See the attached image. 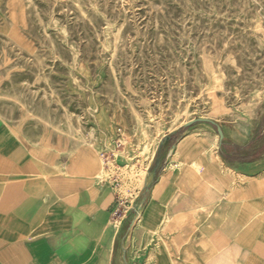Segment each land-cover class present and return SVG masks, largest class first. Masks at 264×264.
Segmentation results:
<instances>
[{
  "label": "rangeland",
  "instance_id": "374dc122",
  "mask_svg": "<svg viewBox=\"0 0 264 264\" xmlns=\"http://www.w3.org/2000/svg\"><path fill=\"white\" fill-rule=\"evenodd\" d=\"M0 114L76 134L127 219L163 136L264 120V0H0Z\"/></svg>",
  "mask_w": 264,
  "mask_h": 264
},
{
  "label": "crops",
  "instance_id": "0c3cea01",
  "mask_svg": "<svg viewBox=\"0 0 264 264\" xmlns=\"http://www.w3.org/2000/svg\"><path fill=\"white\" fill-rule=\"evenodd\" d=\"M247 124L163 136L116 220L90 148L64 167L68 142L58 154L0 114V264H264V120Z\"/></svg>",
  "mask_w": 264,
  "mask_h": 264
},
{
  "label": "bare ground",
  "instance_id": "6f19581e",
  "mask_svg": "<svg viewBox=\"0 0 264 264\" xmlns=\"http://www.w3.org/2000/svg\"><path fill=\"white\" fill-rule=\"evenodd\" d=\"M68 133H69V131H68ZM61 137H63V136H61ZM66 137H67V140H68V143H69V151H70L71 154H74L77 151V149L79 148V146L81 145V142H79L78 137L74 133L68 134ZM69 160H70V157L68 155H65L63 157V159L60 160V161H62V165L65 167ZM61 172L64 173L63 171H61ZM141 179L142 178L140 177V175H138V174L134 175V183L135 184L139 185L141 183Z\"/></svg>",
  "mask_w": 264,
  "mask_h": 264
},
{
  "label": "water",
  "instance_id": "95a60500",
  "mask_svg": "<svg viewBox=\"0 0 264 264\" xmlns=\"http://www.w3.org/2000/svg\"><path fill=\"white\" fill-rule=\"evenodd\" d=\"M196 123H205V124H210V125L216 127L217 134H218L219 138L222 139L223 134H222L221 129L216 125L215 122L208 120V119H196L194 121L187 123L186 125H184V127L190 128V127L194 126V124H196Z\"/></svg>",
  "mask_w": 264,
  "mask_h": 264
},
{
  "label": "trees",
  "instance_id": "16d2710c",
  "mask_svg": "<svg viewBox=\"0 0 264 264\" xmlns=\"http://www.w3.org/2000/svg\"><path fill=\"white\" fill-rule=\"evenodd\" d=\"M186 128L184 127V128H181L180 130H178V132H180V131H183V130H185Z\"/></svg>",
  "mask_w": 264,
  "mask_h": 264
},
{
  "label": "built area",
  "instance_id": "2783aa9c",
  "mask_svg": "<svg viewBox=\"0 0 264 264\" xmlns=\"http://www.w3.org/2000/svg\"><path fill=\"white\" fill-rule=\"evenodd\" d=\"M136 211H139V207L136 208Z\"/></svg>",
  "mask_w": 264,
  "mask_h": 264
}]
</instances>
